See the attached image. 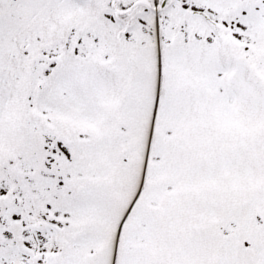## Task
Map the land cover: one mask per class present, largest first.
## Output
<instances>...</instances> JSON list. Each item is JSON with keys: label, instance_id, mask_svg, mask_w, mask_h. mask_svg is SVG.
<instances>
[{"label": "snow or ice", "instance_id": "snow-or-ice-1", "mask_svg": "<svg viewBox=\"0 0 264 264\" xmlns=\"http://www.w3.org/2000/svg\"><path fill=\"white\" fill-rule=\"evenodd\" d=\"M0 264H264V0H0Z\"/></svg>", "mask_w": 264, "mask_h": 264}]
</instances>
